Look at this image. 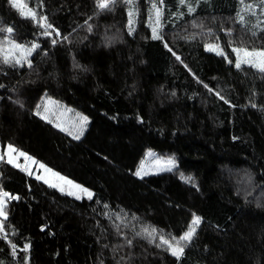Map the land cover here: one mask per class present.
<instances>
[{
  "label": "trees",
  "instance_id": "trees-1",
  "mask_svg": "<svg viewBox=\"0 0 264 264\" xmlns=\"http://www.w3.org/2000/svg\"><path fill=\"white\" fill-rule=\"evenodd\" d=\"M20 1L0 0V45L39 48L27 67L0 54L1 148L95 196L3 158L0 264H264V72L206 50H264V2ZM45 97L88 118L79 139L40 117ZM149 149L175 168L137 175Z\"/></svg>",
  "mask_w": 264,
  "mask_h": 264
},
{
  "label": "rangeland",
  "instance_id": "rangeland-1",
  "mask_svg": "<svg viewBox=\"0 0 264 264\" xmlns=\"http://www.w3.org/2000/svg\"><path fill=\"white\" fill-rule=\"evenodd\" d=\"M18 4L21 3L20 0H16ZM158 16V15H157ZM132 24L130 20V25ZM160 20L159 18L151 19L150 28L152 30L153 36L159 37V29H160ZM19 45L22 49L30 50L27 54L25 52H22L20 49L16 48L15 46ZM212 45L216 50H209L208 46ZM206 47V50L211 53L218 54L220 50H222L223 55L227 58L233 57L234 63L239 61L241 66L247 65L252 66V63H248L245 61H252L256 62L259 60V57H246L244 51L235 52L234 49H241V50H248L249 52L252 51H264L263 49H245V48H236L233 47L229 51L223 50L220 46L217 44H209ZM35 46V47H34ZM39 48L38 43H33L32 45H21L17 42L11 40L10 38H6L0 45V54L4 59V55L8 54V64L17 66V67H27L31 66V55L36 52ZM16 60H19L20 63L17 64ZM258 69L257 67H254ZM39 115L41 118H43L46 121H49L53 124H55L60 130L67 132L72 138L79 139L84 132L86 131V128L88 126V118L85 115L76 113L72 110L71 107L66 106L62 101L55 100L50 97L43 98V101L40 104L39 107ZM87 118L85 121L84 118ZM78 137V138H77ZM11 149H15V151H11ZM23 153L24 155H20ZM6 159L7 162H9L15 166H19L21 168H24L25 171H27L28 174L38 178L39 180L47 183L49 186L58 189L59 191L63 192L64 194H67L73 198L83 200H92L95 196L94 192L81 184H78L68 177L55 172L54 170L47 167L45 164L37 161L35 158L31 157L30 155L18 150L13 145H8L5 151L3 152L1 148L0 143V161L2 159ZM24 164L26 167H24ZM43 165V167H42ZM175 161L173 158H167V159H161L155 150L149 149L144 154L142 160L139 163L137 173H139V176H151V175H157L164 172L172 171L175 168ZM46 169H50L51 171H46ZM53 173H56L58 175L54 176ZM62 176L66 180H70L72 184H67L64 181H61L58 177ZM73 185H79V188L74 187ZM87 190V191H84ZM89 193L91 194L89 196ZM2 192H0V196H2ZM4 204H6V197H3ZM4 216H0V224L2 218Z\"/></svg>",
  "mask_w": 264,
  "mask_h": 264
},
{
  "label": "snow or ice",
  "instance_id": "snow-or-ice-1",
  "mask_svg": "<svg viewBox=\"0 0 264 264\" xmlns=\"http://www.w3.org/2000/svg\"><path fill=\"white\" fill-rule=\"evenodd\" d=\"M180 2L183 4L185 2V0H180ZM241 2H243V0H241ZM262 2H264V0H262ZM99 7L102 8V9L107 8L108 7V0H99ZM153 7L155 8V5H153ZM191 10L192 9L189 8V11H191ZM157 14H159V10H157ZM33 18H35V14L34 13H33ZM48 27H51V25H48ZM7 31L10 33V32H12V29L8 28ZM156 38H159V37H156ZM15 47L20 49L22 52H25L26 54L28 52H30V50L22 49L21 46H19V45H16ZM208 48H209V50H216L214 48V46H212V45H209ZM234 51L237 52V53L240 52V51H244L246 57H259L260 59L257 60L256 62H252V61H245V62L252 63V66L257 67L261 72H264V51H258V52L257 51H252V52H249L248 50H241V49H234ZM218 54H223L222 50H220L218 52ZM8 59H9L8 54H5L4 55V61L7 62ZM16 63L19 64L20 61L16 60ZM235 66L237 68H240L241 67L240 62L238 61ZM84 120L86 121L87 118L85 117ZM9 147H10L11 151H15V149H11V146H9ZM20 155H24V154L21 153ZM9 162H12V161H9ZM42 167H43V165H42ZM46 171L50 172L51 170L50 169H46ZM53 175L56 176L58 174L53 173ZM137 175H139V173H137ZM58 178L61 181H64L65 183H67V184H72V182L70 180H66L62 176H59ZM73 186L79 188V185H73ZM84 191H87V190H84ZM90 195L91 194L89 193V196ZM8 196H9V193H7V192H3L2 196H0V216H4V199H3V197H8ZM5 219H6V216H5ZM199 220H200L199 217H196V218L193 219V221H192L193 227L188 232H186L182 237H180V240H183L185 242H189L191 240L192 236L195 233V226L199 224ZM153 232H154V230H153ZM148 234H149V236L153 235L152 232H149ZM161 241H162V243L167 244L169 246V249L172 251L173 255H180L184 251V248L182 246H180L179 241H177L176 246H173L168 240H164L163 237H161Z\"/></svg>",
  "mask_w": 264,
  "mask_h": 264
},
{
  "label": "crops",
  "instance_id": "crops-1",
  "mask_svg": "<svg viewBox=\"0 0 264 264\" xmlns=\"http://www.w3.org/2000/svg\"><path fill=\"white\" fill-rule=\"evenodd\" d=\"M24 167H26L25 164H24Z\"/></svg>",
  "mask_w": 264,
  "mask_h": 264
}]
</instances>
